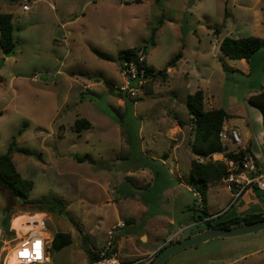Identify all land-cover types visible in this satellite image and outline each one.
<instances>
[{
  "label": "rangeland",
  "instance_id": "rangeland-1",
  "mask_svg": "<svg viewBox=\"0 0 264 264\" xmlns=\"http://www.w3.org/2000/svg\"><path fill=\"white\" fill-rule=\"evenodd\" d=\"M0 13L12 14L16 40L13 56L0 47V156L15 141L14 163L34 182L29 200H48L11 207L15 198L0 188V264H16L7 256L37 226L20 237L12 230L29 221L44 219L50 248L42 264H94L119 223L125 264H151L162 247L206 231L195 222L202 208L190 181L195 132L186 103L197 90L206 110L226 111L225 125L243 141L248 132L258 159L249 155L264 165L263 117L250 103L264 89V47L249 63L220 50L225 37L264 41V0H0ZM129 48L167 70L135 99L115 89ZM79 118L92 128L73 131ZM203 196L205 211L221 216L215 222L237 216L224 181ZM56 233L72 236L61 251L51 247ZM166 264H264V230L189 247Z\"/></svg>",
  "mask_w": 264,
  "mask_h": 264
},
{
  "label": "trees",
  "instance_id": "trees-1",
  "mask_svg": "<svg viewBox=\"0 0 264 264\" xmlns=\"http://www.w3.org/2000/svg\"><path fill=\"white\" fill-rule=\"evenodd\" d=\"M134 1L140 2L141 0ZM154 36L155 32L153 33V38ZM0 47L5 53H9L16 47L13 16L10 13H0ZM263 47L264 41L256 36L238 39L225 37L220 44V50L225 55L231 59L245 60L248 63ZM139 50L140 49L137 50L136 48L125 50L123 52V61L136 60V54ZM181 58L182 52H178V54L170 60V65L174 66ZM166 73L167 70L155 71L153 68L147 66V77L150 81L156 78L164 79ZM204 99L205 94L203 90H197L194 94L188 95L187 97L186 104L194 125L193 131L195 132V138L192 143L193 153L198 156L208 157L213 153L225 152L227 158L237 161L244 158L247 154H250L248 148L235 154L234 152L229 151L225 145H222L219 133L225 124L227 113L223 108L206 110ZM250 103L261 111L264 128V89L260 93L252 96L250 98ZM91 127L92 124L89 120L79 118L75 121L72 129L73 131L80 133L89 130ZM21 132L22 130H20V133ZM15 146L16 143L13 141L6 153L0 156V188L7 189L12 196H16L23 203H33L29 200V197L33 190L34 182L25 178L14 163L13 155L15 153ZM78 161H82V159H79ZM227 176V167L224 162L207 161L205 163H199L195 160H192L191 162L190 181H192L196 189L195 191H198L203 195L207 192L210 186L223 182ZM155 178H157V176ZM47 202L48 200L42 199L33 204L43 205ZM199 212L200 214L196 217L195 222L198 223L204 221L206 223V230L217 228L230 229L264 220L263 214H249L243 217H231L230 219L215 222V219L221 216L214 217L213 215L208 214L204 208ZM59 213H63V211L59 210ZM6 214L3 228L5 233L8 234L10 223L8 213ZM71 242L72 236L70 233H56L52 239L51 247L55 251H61L69 246ZM168 246L169 245H166L159 249L155 254V258Z\"/></svg>",
  "mask_w": 264,
  "mask_h": 264
},
{
  "label": "built area",
  "instance_id": "built-area-1",
  "mask_svg": "<svg viewBox=\"0 0 264 264\" xmlns=\"http://www.w3.org/2000/svg\"><path fill=\"white\" fill-rule=\"evenodd\" d=\"M26 2L28 0H25ZM23 10L28 11L29 5L24 4ZM123 82L115 89L124 94L129 99H135L140 91L150 79L147 77L146 50L140 49L136 54V60H126L121 67ZM220 142L226 146V141H231L238 149L243 146L242 135L239 130L223 126L219 133ZM195 161L205 163L207 161L224 162L227 167L228 176L224 180L228 192L236 200L246 190L257 189L264 191V173L260 172L256 160L249 154L240 160L229 159L225 152L213 153L208 157L195 156ZM195 195L200 202V207L204 208L203 195L195 191ZM234 200V201H235ZM201 209V210H202ZM218 215H215L216 217ZM125 227L124 223H119L116 228L107 232V238L103 247L98 251L94 264H125L121 260L119 248L115 241V230ZM14 235L16 230H12ZM44 219L39 227L29 230L19 239V244L14 250L16 264H42L49 262V236H45Z\"/></svg>",
  "mask_w": 264,
  "mask_h": 264
},
{
  "label": "water",
  "instance_id": "water-1",
  "mask_svg": "<svg viewBox=\"0 0 264 264\" xmlns=\"http://www.w3.org/2000/svg\"><path fill=\"white\" fill-rule=\"evenodd\" d=\"M158 1V0H154ZM221 29V28H220ZM13 50L7 53V57L13 56ZM16 200V196H13ZM264 230V220L254 222L250 225L233 227L230 229H208L204 232H200L196 235H193L184 241L177 242L176 244L169 245L165 250H163L151 264H166V262L177 252L193 247L211 240L219 238H230L243 235L253 234L259 231Z\"/></svg>",
  "mask_w": 264,
  "mask_h": 264
},
{
  "label": "crops",
  "instance_id": "crops-1",
  "mask_svg": "<svg viewBox=\"0 0 264 264\" xmlns=\"http://www.w3.org/2000/svg\"><path fill=\"white\" fill-rule=\"evenodd\" d=\"M245 61V60H244ZM92 124V123H91ZM225 125V124H224ZM93 126V125H92ZM227 126V125H225ZM176 127H180L178 121H177V124H174L172 125V128H171V131L173 129H175ZM230 128H234V129H237L236 127H232V126H228ZM92 128V127H91ZM90 128V129H91ZM89 129V130H90ZM241 133V132H240ZM251 139L249 138V134L248 132H245V139L243 141V146L240 147V149L242 150H246L247 148L250 150V153L253 155V152L251 150ZM226 147L229 149V146L228 144L226 143ZM238 149V147H236V150ZM236 150H230L232 152H235ZM255 156V155H253ZM256 157V156H255ZM257 158V157H256ZM258 159V158H257ZM257 166H258V169L260 172L264 173V165H261L260 162L258 163L257 161ZM260 193H264V191H259L257 189H249V190H246L239 198H237L236 200L232 197L231 193L229 192L230 194V197L232 198V201L234 202L233 204H231V207L233 208L236 207V215L237 216H234V217H243V216H246V215H249V214H263L264 215V198L261 199L260 196L261 194ZM264 197V195H262ZM235 200V201H234ZM229 206V205H228ZM224 210V209H223ZM230 210V208L228 209V211ZM16 215H19V214H16ZM14 215V216H16ZM41 215V214H40ZM13 216V217H14ZM28 225V226H37L39 227V224L34 222V221H29V222H24L22 223L21 225V228L19 231H17V237L21 236V232L23 230V228ZM2 230L0 229V232ZM47 235V234H46ZM48 237V235H47ZM14 250L13 249L10 254L7 256V260H9L10 258V255L12 253H14Z\"/></svg>",
  "mask_w": 264,
  "mask_h": 264
},
{
  "label": "flooded vegetation",
  "instance_id": "flooded-vegetation-1",
  "mask_svg": "<svg viewBox=\"0 0 264 264\" xmlns=\"http://www.w3.org/2000/svg\"><path fill=\"white\" fill-rule=\"evenodd\" d=\"M10 195H11V194H10ZM10 198H11V199H14L12 195L10 196ZM6 201H7V199H6ZM18 201H19L18 199H17V200H15V199H14V200H8L7 203L12 204L11 207H12V206L23 207V206L31 205L30 203H23V202H22V203H19ZM31 208H37V206H35L34 204H32V205H31ZM10 209H11V208H10ZM11 210H12V209H11ZM219 215H220V214H218V216H219ZM216 217H217V216H216Z\"/></svg>",
  "mask_w": 264,
  "mask_h": 264
},
{
  "label": "bare ground",
  "instance_id": "bare-ground-1",
  "mask_svg": "<svg viewBox=\"0 0 264 264\" xmlns=\"http://www.w3.org/2000/svg\"><path fill=\"white\" fill-rule=\"evenodd\" d=\"M6 263H7V264H10V261H7Z\"/></svg>",
  "mask_w": 264,
  "mask_h": 264
}]
</instances>
